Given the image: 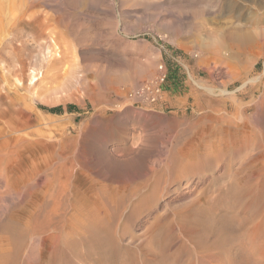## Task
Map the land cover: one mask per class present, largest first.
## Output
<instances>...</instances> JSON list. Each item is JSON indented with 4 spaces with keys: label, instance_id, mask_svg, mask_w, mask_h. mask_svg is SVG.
<instances>
[{
    "label": "rangeland",
    "instance_id": "374dc122",
    "mask_svg": "<svg viewBox=\"0 0 264 264\" xmlns=\"http://www.w3.org/2000/svg\"><path fill=\"white\" fill-rule=\"evenodd\" d=\"M33 1L38 4L32 12L48 25H59L54 35L57 49L47 47L42 55L61 62L55 68L27 67L23 73L14 71L18 68H0L3 100L14 103L8 116L0 111V126L7 129L12 145L5 168L13 191L6 200L9 208L20 204L33 211L48 179L54 180L56 190L63 185L83 189L91 181L110 186L144 181L170 164V152L187 147L188 139L183 136L187 124L210 112L216 100L228 106L231 127L248 128V146L202 177L162 183L157 196L133 215L126 205L116 222L123 235L120 243L132 249L142 242L147 246V229L157 219V225L171 221L174 233L181 234L176 217L198 200L213 204L226 199L229 206L233 198L226 193L230 184L222 176L224 171L230 161L233 171L258 153L263 154L261 163L251 165L247 174L253 176L252 185L260 191L253 204L264 217V0H59L65 6L59 20L52 8ZM8 8L0 17V59L6 60L11 49L4 44L19 10L18 5ZM234 31L248 33L251 47L233 43ZM226 43L235 48L224 47ZM148 63L150 71H142ZM159 64H164L167 73L165 103L137 106L126 101L127 91L156 79ZM55 108L56 112L49 111ZM211 125L207 138L214 132ZM201 135L196 133L193 139ZM18 137L21 146L15 142ZM21 178L25 188L19 196L15 188L23 185ZM2 189L0 182V192ZM45 199L51 206L52 200ZM69 210L62 215H70ZM220 212L216 225L230 227L229 217ZM49 244L48 238L28 241L20 263L40 264V253ZM180 244V239L175 240L169 253ZM190 263L188 255L181 253L179 264ZM233 264L257 263L237 253Z\"/></svg>",
    "mask_w": 264,
    "mask_h": 264
},
{
    "label": "bare ground",
    "instance_id": "6f19581e",
    "mask_svg": "<svg viewBox=\"0 0 264 264\" xmlns=\"http://www.w3.org/2000/svg\"><path fill=\"white\" fill-rule=\"evenodd\" d=\"M46 1L38 0L39 4L52 8L53 16H57L56 18L59 20V15L65 10L64 2L52 0L50 1L52 5H50ZM37 4L33 0L25 2L22 0H11V2L0 0V17H4L9 6L13 8L18 5L19 7L16 23L10 29L8 28L9 38L4 44L11 49V52L7 60L0 59V68H18L14 71L23 73V69L27 67L30 69L55 68L61 62L55 58L52 61L47 60L42 55L47 47H52L53 51L55 50L54 35L58 34L59 25H48L38 13L32 12L33 7ZM178 12L180 13V11ZM178 12L176 13L179 14ZM10 21L11 19H9V23ZM53 23L54 21H52ZM69 26L68 23L67 27ZM64 27L66 29V26ZM238 33L236 37L234 36L233 43L238 46L250 43L249 37L251 36L248 33L241 32L242 34L239 35ZM227 44L224 47H228ZM217 48L219 47L217 46ZM234 48L235 46L232 49ZM150 66L149 64L141 70L150 71ZM150 74L148 75L150 76ZM33 78L35 77H32L31 80ZM209 92L212 93L211 90ZM4 97L5 93L1 94L0 92V105L3 106L0 111L8 116L14 103L4 102ZM18 113L22 115L20 110ZM232 122L228 106L223 101L215 100L210 112L194 120L193 123L187 124L188 127L186 126L183 135L188 139L187 147L174 149L170 152V164L164 169L154 170L155 172L147 178L145 177L144 181L135 185L126 183L120 186H110L91 181L83 185V189L71 190L68 186L63 185L59 190H56L54 180L48 179L42 190V200L36 204L33 211L25 210L19 206V203L18 207L13 206L14 208H9L6 204L7 197H10L9 194L13 192L9 182L11 178L8 180L10 176L5 171L6 165L11 159L9 148L12 145L11 139L7 137V129L0 126V182L3 183V189L0 192V202H2L0 206V264H21L27 242L37 238H48L50 241V246L40 253V264H77V262L82 264H179L181 253L188 255L191 260L190 264H233L237 253H242L259 264L264 259L262 252L264 217L261 214L258 215V207L253 204V198L258 196L260 191L254 188L255 185H252L253 176L247 174V169L254 163H261L263 155L261 153L251 156L245 164H240L233 171L230 170L233 160L230 161L228 168L224 174L222 173L223 178H228L230 184L226 193L231 194L233 198L229 206L226 199V201L224 199L217 200L213 204L198 200L197 203L194 202L187 208L185 206L186 209L178 213L176 222L181 229V234L174 233V225L171 221L163 219L166 223L157 225V219L154 221L156 224L153 222L147 229V246L142 242L132 249L129 245H121L123 235L116 224L124 208L127 207L126 205H130L129 207L132 208L131 215L141 211L147 200L157 196L162 183L176 182L182 178L202 177L209 169L225 163L228 156H231L232 159L236 158L238 151L248 146L251 134L249 135L248 128L245 126L236 124L232 128ZM210 125L213 126L214 132L207 138L206 134L209 133ZM196 133L202 135L200 139L194 140L193 137ZM15 142L21 146L22 138L18 137ZM258 176L260 175L258 174ZM126 177L131 178L129 175ZM20 181L23 185L15 188V192L19 196L23 191L21 188H25L24 178H21ZM216 181L213 180L212 183ZM84 191H88L89 195H85ZM15 192L13 194H16ZM45 198L52 200L51 206H48ZM46 209H49V212H46ZM68 210L71 211L70 215H62V212ZM220 210L222 215L229 217L230 227L216 225L215 217ZM50 216L53 217V220ZM222 220L223 218L218 219L220 224L223 223ZM177 239L181 240L180 246L174 253H169L172 243ZM152 246L157 247L158 253H156L157 249L154 251ZM33 248H36V245Z\"/></svg>",
    "mask_w": 264,
    "mask_h": 264
},
{
    "label": "built area",
    "instance_id": "2783aa9c",
    "mask_svg": "<svg viewBox=\"0 0 264 264\" xmlns=\"http://www.w3.org/2000/svg\"><path fill=\"white\" fill-rule=\"evenodd\" d=\"M164 64L157 66L158 74L153 82L144 84L125 93V100L137 106H156L165 103L163 85L167 80Z\"/></svg>",
    "mask_w": 264,
    "mask_h": 264
},
{
    "label": "trees",
    "instance_id": "16d2710c",
    "mask_svg": "<svg viewBox=\"0 0 264 264\" xmlns=\"http://www.w3.org/2000/svg\"><path fill=\"white\" fill-rule=\"evenodd\" d=\"M50 112H56L57 111V108H55V109H52V110H49Z\"/></svg>",
    "mask_w": 264,
    "mask_h": 264
}]
</instances>
